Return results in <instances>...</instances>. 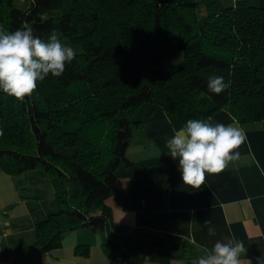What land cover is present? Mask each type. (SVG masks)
<instances>
[{"label": "trees", "instance_id": "obj_1", "mask_svg": "<svg viewBox=\"0 0 264 264\" xmlns=\"http://www.w3.org/2000/svg\"><path fill=\"white\" fill-rule=\"evenodd\" d=\"M0 0V25L15 31L26 22L47 39L55 31L80 52L60 77L37 82L23 102L0 90V170L42 169L56 177L57 209L35 224L43 252L62 246L64 235L87 228L100 234L107 264H143L161 235L122 236L106 200L116 170L126 161L132 130L145 105H156L182 127L226 110L240 123L264 120V5L232 0ZM65 2L70 10L62 11ZM89 29L84 31V26ZM182 52V64L162 73L165 60ZM211 76L230 88L208 92ZM72 99V101H71ZM77 122L72 130L64 125ZM58 146L74 149L71 155ZM141 180H134L135 186ZM76 251L88 254V245Z\"/></svg>", "mask_w": 264, "mask_h": 264}, {"label": "crops", "instance_id": "obj_2", "mask_svg": "<svg viewBox=\"0 0 264 264\" xmlns=\"http://www.w3.org/2000/svg\"><path fill=\"white\" fill-rule=\"evenodd\" d=\"M212 122L244 129L247 141L240 159L219 174H206L201 189L183 184L178 160L167 154L166 142L179 129L173 118L156 105H145L132 130L125 158L106 203L114 229L122 236L150 232L172 246L155 249L143 264H193L217 240L235 237L244 243L247 259L264 258V120L240 123L226 110L213 113ZM134 180H141L135 186ZM56 177L42 169L20 174L0 170V264H107L100 234L87 228L67 232L62 246L43 252L36 245L35 224L57 209L60 192ZM217 230L210 237L205 220ZM88 245V254L76 251Z\"/></svg>", "mask_w": 264, "mask_h": 264}, {"label": "clouds", "instance_id": "obj_3", "mask_svg": "<svg viewBox=\"0 0 264 264\" xmlns=\"http://www.w3.org/2000/svg\"><path fill=\"white\" fill-rule=\"evenodd\" d=\"M76 55V50L63 44L55 31L42 39L26 22L15 31L0 25V90L23 102L25 97L30 98L36 92L37 82L44 81L49 74L62 76L66 64H70ZM230 86L223 76H211L207 82L208 92L215 95ZM172 131V137L166 142L167 154L178 160L183 184L195 190L202 188L206 174H219L230 163L238 161V149L247 141L246 132L235 121L229 125L213 123L212 117L189 119ZM203 224L210 237L216 236L217 230L209 219ZM246 252L244 243L233 236L217 240L211 250L193 264H242L241 256H246ZM257 260L264 264V258ZM247 264L252 261L247 259Z\"/></svg>", "mask_w": 264, "mask_h": 264}, {"label": "rangeland", "instance_id": "obj_4", "mask_svg": "<svg viewBox=\"0 0 264 264\" xmlns=\"http://www.w3.org/2000/svg\"><path fill=\"white\" fill-rule=\"evenodd\" d=\"M215 1L219 7H224V6L232 4V0H215ZM250 2L253 5H264V0H250ZM14 3L17 7L18 6L23 7V4H25L26 1L25 0H15ZM70 7H71V4L69 2H65L62 7V11L67 12L70 10ZM88 29H89V25L84 26V31H87ZM65 41H66V38H63L62 43H65ZM66 45L74 48L76 52H80L81 50L80 46L77 44L66 43ZM182 59H183V53L178 52L173 57L165 60L162 65V73L167 74L173 71L174 69L178 68L182 64ZM76 124L77 122H73V123L71 122L69 124H66L64 125V129L72 130L73 128H75ZM57 151L62 154L71 155L74 149L72 147H67V146H58ZM69 234H70V231H69Z\"/></svg>", "mask_w": 264, "mask_h": 264}]
</instances>
